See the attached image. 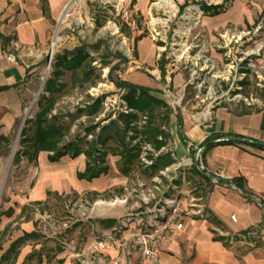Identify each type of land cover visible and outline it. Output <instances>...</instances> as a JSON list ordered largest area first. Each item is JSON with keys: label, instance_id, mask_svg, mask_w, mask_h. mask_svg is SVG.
Segmentation results:
<instances>
[{"label": "rangeland", "instance_id": "374dc122", "mask_svg": "<svg viewBox=\"0 0 264 264\" xmlns=\"http://www.w3.org/2000/svg\"><path fill=\"white\" fill-rule=\"evenodd\" d=\"M73 1L76 3L60 22L65 7ZM195 4L180 11L174 0L47 2L46 40L36 43L24 58L35 64H30L28 83L22 92V114L11 130L0 132L1 253L23 233L37 236L23 242L17 255H11L5 264H22L26 257L24 264H56L57 254L71 247L77 250L88 247L95 241L98 230L120 226L123 205L106 206L98 212L94 204L98 200L116 202L128 194L134 200L132 189L138 180L150 182L152 175L149 169H144L141 157L145 144H152L148 159L159 163L151 173L159 175L161 169L179 162L180 157L169 145L171 119L181 123L185 117H199L205 113V105L221 93L239 100L234 111L240 113L248 111L246 99L264 101V48L259 46L264 31L251 33L254 44L228 49L233 58L244 56L241 51L254 50L244 63H232L224 58L213 63L207 57H224V54L213 48L210 51L205 43L223 38L208 31L207 25L213 26L215 18L207 19V25L201 18L192 26L191 22L202 14L200 6ZM202 17L208 15L203 13ZM140 36L146 38L149 54L143 53L137 40ZM247 39H251L249 35ZM81 51L86 58L77 68L54 66L58 55L72 58ZM161 67L165 68L164 76ZM242 71H247L245 86L239 84L244 77ZM122 81L152 87L159 97L163 94L167 106L156 107L152 112L130 108L125 100L128 90L117 85ZM49 83L53 91L45 92ZM197 94L205 100L201 102ZM37 95L34 108L27 114ZM40 100L46 111L44 128L52 126L64 134L58 148L67 151L66 163L80 161L85 166L80 173H84L87 165L92 164L86 151L92 150L96 166L107 168L99 177L85 179L90 182L95 179V189L58 192L48 190L50 185H47L48 189L41 187L42 200L33 196L41 169L57 165L48 160V155L53 153L49 151H40L34 161V149L22 136L24 128L29 136L36 131ZM198 102L200 106L191 108ZM91 107L97 108L95 114L88 112ZM129 114L135 118L126 122L124 115ZM101 133L109 138L98 140ZM15 141L18 144L14 149ZM72 145L79 149L78 155L69 150ZM126 150L135 157L125 165L122 152L127 153ZM100 154L105 155L103 161H98ZM65 170L66 167L60 166L57 182L68 185L70 182L62 176ZM203 177L197 172L186 174L183 186L198 197L199 187L207 184ZM3 180L5 185L1 189ZM167 185L169 177H163L162 189Z\"/></svg>", "mask_w": 264, "mask_h": 264}, {"label": "crops", "instance_id": "0c3cea01", "mask_svg": "<svg viewBox=\"0 0 264 264\" xmlns=\"http://www.w3.org/2000/svg\"><path fill=\"white\" fill-rule=\"evenodd\" d=\"M174 1L179 5L180 11L183 6L186 9L193 2L200 6V13L208 15L204 18L202 14L199 16L205 25L208 23L207 19H216L213 26L211 23L207 25L208 31L220 34L223 39L206 41L205 44L210 51L213 48L222 52L224 57H207L213 63L222 58L232 63H244L247 57L254 54V50L241 51L244 56L233 58L232 51L228 49L235 46L248 47L252 42L251 33L264 31V0ZM47 2L51 3V0H0V32L8 38L6 43L0 38V132L11 130L22 114V92L28 83L30 64H35L24 58L36 43L46 40ZM248 35L251 39H247ZM138 42L143 53L149 54L150 50H146L149 47L146 38L142 36ZM260 44L264 45V38ZM241 74L244 76L241 81L248 80L247 71H242ZM247 84L248 82L245 85ZM158 95V98H163V94L160 97ZM196 97L201 102L205 100L199 94ZM245 101L248 111L235 112L239 107V100L236 97H225L221 93L205 105V113L199 117L188 116L181 123L171 119L169 145L175 150L173 153L177 157L189 154L183 144L184 139L200 146L208 138L217 135H240L264 142V101L259 98ZM201 102L193 104L191 108L200 106ZM65 159V156L61 158L62 163L49 160L57 165H51L43 171L41 169L33 196L42 200L41 187L47 188V185H50L48 190L58 192L68 189L80 192L88 187L95 189V179L90 182L78 177L85 166L80 161L68 164ZM202 161L212 174L228 181L241 179L245 190L253 197L244 196L241 190L228 182L219 183L210 178L208 183V179L203 177V182L207 184L199 187L197 202L204 215L186 218L184 229L174 233L169 245L149 264H264V150L240 143H218L205 148ZM60 166L66 167L62 176L70 182L69 186L57 182L60 181ZM234 214L237 222L231 219ZM1 250L0 264H5L11 259L2 261L1 256L7 250L3 253ZM56 257L59 258L56 264H79L78 259L68 252L59 253ZM26 259L27 257L22 264Z\"/></svg>", "mask_w": 264, "mask_h": 264}, {"label": "built area", "instance_id": "2783aa9c", "mask_svg": "<svg viewBox=\"0 0 264 264\" xmlns=\"http://www.w3.org/2000/svg\"><path fill=\"white\" fill-rule=\"evenodd\" d=\"M48 65H51V59ZM144 118L146 123L147 117ZM183 142L189 154L177 157L179 162L161 169L159 175L151 173L159 163L148 159L153 149L152 144H145V153L141 157L145 162L144 169H149L152 175L150 182L138 180L132 189L134 200H130L128 194L116 202L98 200L94 204L98 212L106 206L123 205L121 225L100 229L91 245L78 250L71 247L64 253L74 255L79 264H149L155 261L160 251L169 245L172 235L184 229L186 218L204 215L198 206L199 197L183 185L186 174H212L202 161L205 148H202L203 144L193 145L186 139ZM163 177H169V185L164 189L161 187ZM231 219L237 222L235 214Z\"/></svg>", "mask_w": 264, "mask_h": 264}, {"label": "trees", "instance_id": "16d2710c", "mask_svg": "<svg viewBox=\"0 0 264 264\" xmlns=\"http://www.w3.org/2000/svg\"><path fill=\"white\" fill-rule=\"evenodd\" d=\"M45 1V0H42ZM185 6H183L181 8V11H184ZM0 38L2 39V41L4 43H6L8 41V38L5 37L1 32H0ZM141 37H139L137 40H139ZM85 56L83 55L82 51L78 52L76 56L72 57V58H68L66 55H58L57 56V61L55 63V67H60V66H67L70 68H77L78 66L82 65L84 60H85ZM164 60V59H163ZM58 73V72H57ZM161 74L162 76L165 75V68L161 67ZM247 82V80H243L240 82L241 85H245ZM118 87L120 88H124L127 89V94L125 95V100L126 103L128 104V106L130 108L133 109H138L140 111H149L152 112L156 107H160V106H167V104L164 102L163 99L158 98L156 95V92L158 93V91H153L150 88L147 87H141V86H137L125 81L119 82ZM49 91H53V87L51 86V84L49 83L46 88H45V92H49ZM39 107H40V112L37 114L36 116V131L34 133H32L30 136L27 134V130L24 128L23 132H22V136L25 137L26 141L30 142V148L34 149V156L32 159H36L37 155L40 151H49V152H53L52 154L49 155V160L51 162H57L60 160V158H62L63 156H65L67 154V151L64 149H59L58 145L61 142L62 138L64 137V134L62 131L56 129H52V126H50L48 129L44 128V123L46 122V117L44 116L46 114L45 111V107L44 104L41 103V100L39 101ZM97 111V108H93L91 107V109L88 111L90 114H95ZM133 118H135L134 115H124V120L126 122H130V120H132ZM28 121V120H27ZM157 131L152 134V137H154L156 135ZM109 135H106L104 133H101V135H99L98 140H103L105 137H108ZM227 136H234V137H239V138H243V139H249V140H254L251 138H247V137H243L240 135H217L215 137H211L208 138L203 144L208 143L210 140L212 139H216V138H222V137H227ZM106 139V138H105ZM219 143H223V144H235L236 142H232V141H221ZM218 144V143H215ZM215 144H209L206 146V148H210L212 146H214ZM240 144H245V145H250V146H255L258 147L262 150H264V145L258 144V143H252V142H244V143H240ZM69 150L75 151L76 155H78L79 153V149H76L73 145L69 147ZM87 154L89 155V157L91 158V162L92 164H88L86 171L84 173H79L78 177L80 179H88V180H92L93 178L99 177L103 172H107V168H101L96 166V162L97 159H95L93 157V151H86ZM127 153H124L123 155V161L124 164L126 165V163H130L135 155H132L129 151L126 150ZM101 156V154H100ZM16 157H19V155H16ZM105 155L101 156L98 158V161H103L104 160ZM18 161V159H15ZM16 162V161H15ZM204 178L208 179V183L210 177L206 176L205 174L203 175ZM219 183H224L226 182L225 180L219 178L218 180ZM236 187L242 191V193L244 194V196L248 197V198H252L253 195H251L250 193H248L245 190L244 187V182L241 179H235L232 181ZM36 233H25L22 237L18 238L17 240H15L10 248L1 256V260L2 261H8L11 258V255L14 253H17L19 247L21 246V244L25 241H28L31 238L36 237ZM1 250V249H0Z\"/></svg>", "mask_w": 264, "mask_h": 264}, {"label": "water", "instance_id": "95a60500", "mask_svg": "<svg viewBox=\"0 0 264 264\" xmlns=\"http://www.w3.org/2000/svg\"><path fill=\"white\" fill-rule=\"evenodd\" d=\"M221 141H232V142H236V143H244V142H252V143H258L261 145H264V142L262 141H258V140H249V139H243V138H239V137H234V136H227V137H222V138H216V139H212L210 140L208 143L203 144L202 148H206L207 145L209 144H215V143H219ZM206 176L215 178L217 181L219 180V178L225 180L224 178L218 176V175H213V174H205ZM226 182L230 183L231 185H233L234 187H236V185L232 182V181H228L225 180ZM260 206H262L261 202H258Z\"/></svg>", "mask_w": 264, "mask_h": 264}, {"label": "bare ground", "instance_id": "6f19581e", "mask_svg": "<svg viewBox=\"0 0 264 264\" xmlns=\"http://www.w3.org/2000/svg\"><path fill=\"white\" fill-rule=\"evenodd\" d=\"M77 1H78V0H77ZM75 3H76V1H73L72 4H70V5H68V6L65 7V12L63 13L62 17L60 18V22H63V21L65 20V18H66V16H67V13H68V11H69L68 9H69L70 7H72ZM167 3L170 4L169 1H167ZM199 20H200V17L195 18V19L191 22L192 26H193V25H197V24L199 23ZM44 79H45V78H44ZM40 89H41V88H40ZM37 98H38V95L35 97L34 101H33V102L30 104V106L28 107V109H27V114H29V113L32 111V109L34 108V106H35V102H36ZM17 144H18L17 141H15V142H14V149L17 147ZM4 185H5V180L2 181L1 189L4 188Z\"/></svg>", "mask_w": 264, "mask_h": 264}]
</instances>
